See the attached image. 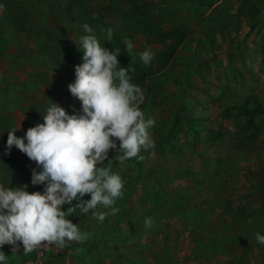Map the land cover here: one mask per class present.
Masks as SVG:
<instances>
[{
  "label": "rangeland",
  "instance_id": "1",
  "mask_svg": "<svg viewBox=\"0 0 264 264\" xmlns=\"http://www.w3.org/2000/svg\"><path fill=\"white\" fill-rule=\"evenodd\" d=\"M253 1L259 12L247 0L213 4L84 0L92 9L95 34L114 30L113 39L102 43L110 50L120 49L119 63L133 69L132 82L138 84L135 65L149 72L141 108L145 118L155 122L149 129L154 147L135 157L140 167L134 160L119 161V153L109 151L105 166L111 160V170L124 182L113 205L119 211L103 222L93 219L91 212L69 217L87 238L68 242L62 249L54 246L49 253L64 252L60 264H239L236 257L243 259L241 264H264V245L253 239L257 232L264 235V218L260 223V216L252 215L231 226L226 234L236 235V241H225L214 238L210 230L211 223L222 227L221 219L212 217L210 226L191 229L175 215L179 197L196 212L207 209L209 198L219 212L229 203L227 222L239 205L264 214V186L255 187L258 181L264 184V113L255 118V128L243 133L246 117L237 109L257 104L264 109V0ZM68 2L0 0V184L4 186L27 185L28 190L40 186L31 184L32 170L39 169L26 154L13 146V154L5 155L7 131L20 127L15 135L23 137L30 128L26 114L36 121L51 101L69 114L81 110L68 85L74 82L75 66L83 62L78 49L83 23L77 9L66 12ZM126 40L133 43L131 53ZM145 48L154 53L149 65L138 55ZM44 71L50 84L39 81ZM146 217L154 221L151 228L144 226ZM218 241L228 253L210 255V247L215 243L219 247ZM16 247L14 253L12 245L0 249L8 264L21 260L22 243Z\"/></svg>",
  "mask_w": 264,
  "mask_h": 264
},
{
  "label": "clouds",
  "instance_id": "2",
  "mask_svg": "<svg viewBox=\"0 0 264 264\" xmlns=\"http://www.w3.org/2000/svg\"><path fill=\"white\" fill-rule=\"evenodd\" d=\"M81 28L78 49L83 62L75 66L74 82L68 85L81 110L69 114L50 100L43 123L30 127L23 137L15 135L20 127L7 131L5 155L15 146L35 162L39 171L32 170L31 184L42 185L43 191L30 193L27 185L0 184V249L12 245L14 253L19 242L27 255L49 245L62 249L68 242L83 241L87 234L69 217L91 212L93 219L103 222L119 211L113 205L122 195L124 182L111 170V160L105 166L109 151L119 153L117 158L123 162L154 147L149 129L155 122L145 118L144 93L132 82L133 69L120 65V49L110 50L102 43L113 39L114 30H102L105 34L97 36L88 24ZM125 46L131 53L132 41L126 40ZM138 55L144 65L154 58L151 48ZM86 194L90 199H84ZM153 224L151 217L145 218L146 228ZM255 240L264 245L259 232ZM0 264H8L2 250Z\"/></svg>",
  "mask_w": 264,
  "mask_h": 264
},
{
  "label": "trees",
  "instance_id": "3",
  "mask_svg": "<svg viewBox=\"0 0 264 264\" xmlns=\"http://www.w3.org/2000/svg\"><path fill=\"white\" fill-rule=\"evenodd\" d=\"M93 2L95 0H86V2ZM202 2H209L208 0H201ZM212 2V4L216 1H220V0H210ZM248 1V6L253 8L255 12H257L258 8L257 5L254 3L253 0H247ZM209 2V3H211ZM78 10V21L83 23V24H88L90 27H92L94 30H96L95 28V24L92 21V17L89 16V13L92 12V9L90 6H87L84 4V0H69L68 4L66 5V12H74L75 10ZM257 9V10H256ZM259 12V10H258ZM135 73L138 76V85L141 87V89H144V82L146 79H148L149 77V72L146 71V69L144 67L135 65ZM64 70V69H63ZM59 72H62V70H58ZM40 77V83L42 84H50L52 81L49 78V74L47 73V71H44L42 73V75H39ZM158 82L155 83V86H158ZM37 106V105H35ZM238 111H240V113L244 114L246 117V121L244 123V128H243V133L247 132L250 128H255L254 127V120L255 118L261 114L264 113V109L257 104L255 107H248L246 105L237 107ZM42 122V115L41 116H36V121H33L32 116H30L29 113L26 114V123L29 127H34L35 125L39 124ZM255 129L254 132L252 134V136H254L255 138ZM167 140V136H164V140ZM162 143V142H161ZM243 143V142H241ZM249 147V143L247 142L246 148ZM12 155V154H11ZM127 160H134L132 161L133 163H135L136 166H141V163L139 161H137V159L135 157L133 158H127ZM253 173V172H252ZM264 184L260 181L257 182L256 184V189L263 187ZM254 187V186H252ZM158 200L160 203H162V199L161 197L157 196ZM187 199V198H186ZM212 198H209L208 200L205 201L206 205H207V209L206 210H201L199 212H196L193 210V208L191 207V205H189L186 201L185 204H183V200L182 198L179 197L178 202L176 204H178V206L180 207L179 209H177V213H175V215L177 217L182 218L181 220L186 222V223H190V226L192 227L191 229H196V228H200L203 229L204 226L207 224H209L208 226H210L212 217H217L218 219H221V226L219 227L217 225V222H215L214 225H212L211 223V227L210 230L212 232V234L214 235V238H217L218 236H220L222 239H225V241L228 239L229 241H236V235L234 236H228L226 233L227 231H229L231 229V226H234L238 223H241L242 221H244L245 219H247L248 217L252 216V215H256V216H260L259 219H261L260 223L262 222V219L264 218V214L262 215V213L257 210V209H250L247 210L243 205H239L237 206L235 209H233L232 211V215L230 218V221L227 222L225 220V212H228V208L229 207V203L223 205V209L224 211H218L215 210L211 207V203L212 201H210ZM172 203L173 204V199ZM185 200V198H184ZM182 204V205H181ZM155 206H159V204L157 202H154ZM230 217V216H229ZM227 236V237H226ZM229 237V238H228ZM253 239H255V237H253ZM194 242H197V239H192ZM224 241V240H223ZM218 245L219 247L216 245V243L214 244L213 247H210L209 252L210 255L216 256L219 253H228L227 250H223V248H221V242L218 241ZM233 247V246H232ZM221 248V249H219ZM64 253V252H63ZM63 253H57L55 255H53V253H49L46 256L45 259V263L44 264H60L63 262ZM207 253V252H206ZM204 253H202L203 256ZM232 254V253H231ZM32 256L31 253L25 255L24 253L21 255V260H25L27 258ZM236 260V261H235ZM243 259H234V261L236 263L241 264Z\"/></svg>",
  "mask_w": 264,
  "mask_h": 264
},
{
  "label": "built area",
  "instance_id": "4",
  "mask_svg": "<svg viewBox=\"0 0 264 264\" xmlns=\"http://www.w3.org/2000/svg\"><path fill=\"white\" fill-rule=\"evenodd\" d=\"M43 191V186L40 185L34 189H29V192ZM54 249V245H49L47 247H42L36 251H33L32 256L22 260L19 264H44L47 254Z\"/></svg>",
  "mask_w": 264,
  "mask_h": 264
},
{
  "label": "crops",
  "instance_id": "5",
  "mask_svg": "<svg viewBox=\"0 0 264 264\" xmlns=\"http://www.w3.org/2000/svg\"><path fill=\"white\" fill-rule=\"evenodd\" d=\"M11 151H13V152H14L15 150H14V149H11ZM10 154H13V153H10ZM35 188H36V187H35Z\"/></svg>",
  "mask_w": 264,
  "mask_h": 264
}]
</instances>
